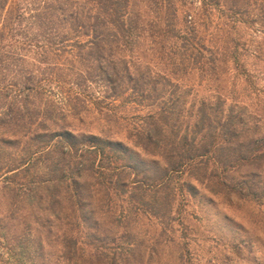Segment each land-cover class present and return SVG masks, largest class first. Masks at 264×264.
Returning <instances> with one entry per match:
<instances>
[{"label": "trees", "instance_id": "obj_1", "mask_svg": "<svg viewBox=\"0 0 264 264\" xmlns=\"http://www.w3.org/2000/svg\"><path fill=\"white\" fill-rule=\"evenodd\" d=\"M262 62L264 0H0V264H197L179 193L264 199Z\"/></svg>", "mask_w": 264, "mask_h": 264}, {"label": "rangeland", "instance_id": "obj_2", "mask_svg": "<svg viewBox=\"0 0 264 264\" xmlns=\"http://www.w3.org/2000/svg\"><path fill=\"white\" fill-rule=\"evenodd\" d=\"M254 64L250 68L259 77L256 82L264 86V63ZM175 202L173 211H177L180 225L185 226L194 239L190 248L197 264H204L208 258L211 263L219 264L222 261L221 242H240L245 246L246 258L239 264H264V199L247 200L235 195L227 197L199 189L195 196L187 191L179 193ZM142 220L141 223H147L146 219ZM148 226L152 227L150 224ZM56 248L57 245H51L46 248L47 253H54ZM85 249L90 252L91 247Z\"/></svg>", "mask_w": 264, "mask_h": 264}]
</instances>
